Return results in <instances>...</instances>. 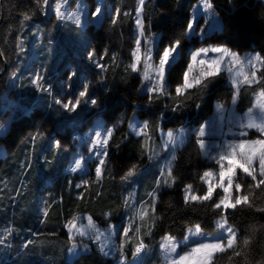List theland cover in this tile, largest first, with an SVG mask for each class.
Listing matches in <instances>:
<instances>
[{
  "label": "trees",
  "instance_id": "obj_1",
  "mask_svg": "<svg viewBox=\"0 0 264 264\" xmlns=\"http://www.w3.org/2000/svg\"><path fill=\"white\" fill-rule=\"evenodd\" d=\"M84 1L91 15L96 1ZM198 1L146 0L143 4V35L146 39L156 38V56L177 48V57L165 71L161 90L140 92L142 78L128 68L132 60L136 0H103V13L107 6H114L115 17L103 16L97 26L89 24L82 30L86 39L81 57L70 60L53 50L60 59L48 61V76L65 77L70 68L71 93L84 80L85 95L78 99L80 103L73 111L63 113L39 99L35 92L29 95L10 86L5 73L0 76V227L12 232L9 257L5 261L0 256V264H115L114 257L94 248L67 261L70 240L63 221L84 211L101 226L121 223L125 216L123 198L131 188L130 184L123 186L121 180L150 167L148 146L158 140L159 131L183 127H189L190 132L184 146L175 152L170 187L157 194L151 241L155 243L165 236L181 239L194 227L213 234L215 223L223 218L235 230L237 243L234 249L220 253L212 264H264V212L257 211L264 208V185L256 187L252 178L237 173L234 184L241 186L240 196L247 195L252 206L239 204L226 211L215 207L217 196L198 202H188L183 196L186 188L192 189L196 197L205 196L206 187L201 179L205 172L215 169L202 158L196 131L211 115L214 103H230L233 91L226 85L225 73L208 76L196 86L177 92L182 87L190 53L202 47L222 46L238 55L253 52L264 59V5L254 0H208L220 20V30L202 39L187 38L189 12ZM23 25L28 31L39 26L41 44H50L53 49L66 36L72 42V37L78 36L72 25L61 24L52 16L41 18L40 0H0V73L4 64L9 67L18 57L17 42L23 37ZM95 57L105 65L103 73L92 66ZM261 77L259 83L239 89L236 113L251 108L254 95L264 89V75ZM89 99L95 103L84 105ZM132 116L144 122V136L128 133ZM96 118L111 133L102 175L96 180L92 166L87 185L74 191L73 183L68 185V176L64 174L74 143L69 134L76 129L82 132L83 124ZM51 140H55L54 146ZM158 177L155 169L154 184L137 197L138 201L153 191ZM22 179L23 185L27 182L24 192L16 190ZM76 194H80L78 200L74 198ZM144 200L147 202L150 197ZM42 206L47 208L44 215L39 214ZM244 239L249 240L246 246Z\"/></svg>",
  "mask_w": 264,
  "mask_h": 264
},
{
  "label": "rangeland",
  "instance_id": "obj_2",
  "mask_svg": "<svg viewBox=\"0 0 264 264\" xmlns=\"http://www.w3.org/2000/svg\"><path fill=\"white\" fill-rule=\"evenodd\" d=\"M96 7L91 15L88 14V4L84 0H48V4L45 5L43 0H40V16L41 18L54 17L56 21L61 24H69L76 28L78 36L72 37L73 42L70 41L68 36L63 40L62 44L53 47L48 45H42V34L39 26L28 31L27 26L23 25V37L17 42L18 57L14 59L10 66L6 69L7 82L10 86H15L23 93L31 94L35 92L39 96V99L46 101L48 105H54L59 108L63 113H69L73 111L77 104L75 102L79 98L81 92L85 93L84 80L80 81L79 89L71 93L70 80L72 79V70L69 68L65 77H59L57 74L48 76L47 67L48 61L52 59L59 60L60 57L54 55L55 49L58 52H62V56H66L68 59L81 57L84 51L85 35L82 30L89 24L97 26L103 16L110 18L115 17L116 9L114 6H107L105 14L103 13V0H95ZM146 0H143V4ZM259 1L264 5V0ZM207 3L209 1L207 0ZM57 6L60 8V13L56 11ZM142 7L139 0H136L135 11L133 15V48L131 49L132 60L128 63V68L131 72L139 74L142 78L143 84L140 92H154L161 90L164 86V74L167 67L176 59L177 48L166 49L171 50L168 57V62L164 65L163 77L161 79L159 74V67L161 59L163 58L165 50L156 56L154 51V44L156 38L151 36L150 38H144L142 31ZM139 12V14H138ZM77 17L79 23H76ZM137 20L140 21V25L137 24ZM191 25V27H189ZM65 27V25H64ZM221 28L220 20L211 5V8L205 6V0H200L194 4L189 12V24L187 28L186 37L198 36L199 39L205 36L219 31ZM69 29V27L67 28ZM72 33V32H71ZM137 41H139V51L137 52ZM220 48L226 49L229 53L235 54L239 59L235 60L231 56H224L221 52H215L213 49ZM203 50V51H202ZM136 53V56H134ZM199 53V55H196ZM90 54L85 51V56ZM196 55L195 60L193 56ZM258 54L253 52H246L242 55H238L231 52L222 46H207L190 53L189 62L186 66L183 84L180 87L181 91L189 89L200 83L201 80L208 76L210 71H214L215 74L224 72L226 75V85L233 91V97L228 105H221L214 103L212 107L211 115L203 121L197 131L196 137L198 139V147L202 158L207 164H213L214 170L207 172L213 173L210 177L203 175L201 181L206 187V194L209 190V184L213 186V191L210 199L207 200H192L191 197L195 196L192 189L186 188L183 192L184 199L189 197L188 202L209 201L213 197L217 196L218 202L226 195L229 196L230 201L235 203V199L240 196V189L237 190L234 184V179L237 173L243 174L245 177L252 178L246 175L241 169H237L232 179V185H228L227 178L221 179V165L226 170L229 164V160L225 159L220 161L219 158L223 154H228L233 151V147L244 142L247 145H251L252 141L264 139V134L258 131L256 128H247L245 125L248 123V110L238 114L235 111L237 103V93L242 86H249L257 84L261 81V75H264V64L260 62H254L248 64L247 61L250 57ZM56 56V58H55ZM137 56L139 60H137ZM24 60V61H23ZM213 61H218V68ZM92 66L102 73L105 65L102 63L99 57H95L92 62ZM136 65V69L133 70L132 65ZM209 65H212L210 68ZM253 73L255 77L253 78ZM185 74H187V82L190 87H184ZM247 77V79H245ZM197 81H199L197 83ZM249 81H254L249 83ZM260 92V91H259ZM257 92L253 99L251 108L254 110L257 117V123H259V110L255 107L258 100ZM36 97V96H35ZM235 98V99H234ZM93 99L85 100L84 105L89 106ZM71 101L75 104V108H65L64 105ZM84 129L73 130L69 134L73 143V150L71 149L67 158V175L79 174L80 184H85L89 178L88 170L94 166L95 175L97 176V168L101 169L99 178L102 175V169L106 161L107 152L105 144H97L98 139L96 133H100L99 139L103 141L107 139L110 128L106 127L104 122L100 118H96L90 123H84ZM128 133L138 137L145 135V124L138 120L135 116H132L128 123ZM189 127L178 128L176 130L159 131L158 140L149 144V159L150 167L145 171L136 173H130L124 179L121 180L123 186L130 184V190H126V205L124 220L118 224H109L104 227H97L87 216H76L70 223L65 226V231L68 233L71 239H75L74 249L78 246V242H86L89 245L94 246V250H98L100 253L114 257L115 264H173V261H178L181 256H185L192 252V249L198 247L200 244H212L223 241L227 242L229 233L227 231L230 227L224 219H220L215 223L216 231L213 234H208L197 227L187 230L185 235L181 239H175V250H169L165 237L160 238L157 242L151 241V228L155 220V205L158 201L157 194L160 189H168L171 185V173L175 152L180 149L186 143ZM169 133L172 134L171 138ZM203 133V134H202ZM55 140H51V145H55ZM203 144V147L201 146ZM235 152L239 154V147H235ZM103 160V164H101ZM219 161V162H218ZM79 162V166H77ZM156 167V168H155ZM256 169V180L264 178L259 175L258 160L254 163ZM155 169L159 172V181L155 182V188L150 193V200L137 204L136 198L148 190L149 186L154 184L153 176ZM27 180V177H26ZM21 183L17 187V191L24 192L27 186V182ZM223 184L227 187L228 193H225L224 188L219 185ZM158 187V190H155ZM223 211L230 210L232 208L224 209ZM11 223V220H9ZM224 226L221 227L220 225ZM11 230L7 228L0 229V256L5 258L10 251L11 242ZM126 233V234H125ZM141 241V242H140ZM143 244V248L139 253H136V248ZM5 250V252H4ZM148 250V251H147ZM222 252L215 253L211 259V264L214 259ZM73 254V253H71ZM9 257V256H8Z\"/></svg>",
  "mask_w": 264,
  "mask_h": 264
},
{
  "label": "snow or ice",
  "instance_id": "obj_3",
  "mask_svg": "<svg viewBox=\"0 0 264 264\" xmlns=\"http://www.w3.org/2000/svg\"><path fill=\"white\" fill-rule=\"evenodd\" d=\"M140 5H143V0H139ZM43 3L45 5L48 4V0H43ZM205 6L207 8H211V4L207 3V0H205ZM56 11L58 14L62 15V13H60V8L59 6H57ZM139 14V12H138ZM29 17L27 16V14H25L24 19L27 20ZM79 18L77 17L76 19V23H79ZM137 24L140 25V21L137 20ZM189 27H191V25H189ZM137 52L139 51V41H137ZM203 51V50H202ZM213 51L215 52H221L223 53L224 56H231L233 59L238 60L239 58L233 54V53H229L226 49H220V48H216L213 49ZM171 50H165L163 58L161 59V63H160V67H159V74L160 77L162 79L163 77V71H164V65L165 63L168 62V57L170 55ZM196 55H199V53H197ZM196 55L193 56V60H195ZM134 56H136V53H134ZM137 60H139V57L137 56ZM254 62H260L262 64H264V59H262L259 55L250 57L247 61L248 64H253ZM213 64L217 65L218 68V61H213ZM209 67L211 68L212 65H209ZM133 70L136 69V65L133 64L132 65ZM215 72L214 71H210L208 73V75H214ZM253 78L255 77V73L252 74ZM245 79H247V77H245ZM199 81H197L198 83ZM254 82V81H249V83ZM191 85L188 84L187 82V74H185V85L184 87H190ZM181 91L180 88L177 89V92L179 93ZM85 95L84 92L80 93V96L83 97ZM235 99V98H234ZM92 103H95V100L91 101ZM80 101L77 100L75 102V104H79ZM75 104H73L71 101H69L68 104H65L64 107L65 108H69V106L71 105V109L75 108ZM258 110H259V123H257V117L255 116L254 110L252 108H250L248 110V123L245 125V127L247 128H256L258 131H260L262 134H264V89H262L259 94H258V100H257V104L255 106ZM203 134V133H202ZM98 139L96 141L97 144H107V139H104L103 141H101L99 139L100 137V133H96ZM108 135L110 136L111 133L109 131ZM172 134L169 133V137L171 138ZM201 146L203 147V144H201ZM235 147H239L240 152L239 154H237L235 152ZM106 154V152L104 153ZM225 159L229 160V164L227 169L225 170L223 165H221V172H220V178L224 179L227 178L228 181V185L231 186L232 185V179L233 176L236 173L237 169H241L246 175L252 177L253 180H256V169L254 168V163L258 160V164H259V175L261 177H264V139L261 140H256V141H252L251 145H247L244 142H242L241 144L234 146L233 147V151L231 153L228 154H223L220 156L219 160L223 161ZM219 162V161H218ZM101 164H103V160H101ZM77 166H79V162H77ZM101 173V169L98 167L97 168V176L99 178ZM171 173L169 172V175ZM213 173L211 172H205L204 176L205 177H210L212 176ZM261 185H264V178L260 179L257 184L255 185L256 187H260ZM220 187L224 188L225 193H228V188L224 187L223 184L219 185ZM236 189L239 190L240 189V185L237 184ZM212 191H213V186L211 184H209V190L208 193L203 196V197H196V196H192L191 199L192 200H207L211 198L212 195ZM186 200L189 199L188 196L185 197ZM239 204H244V205H248V206H252L249 203V199L247 195H241L239 197H237L235 199V203H232L230 201L229 196H225L223 198H221L220 202L217 203L215 205L216 208H221V206H223V208L226 210L228 208H236L237 205ZM257 211H262L264 212V208H257ZM75 219V218H74ZM223 219V218H222ZM221 227H223L224 225L221 224ZM197 231H199V229H197ZM229 236L227 238V242L224 243L223 241L220 242H216V243H212V244H200L198 247L192 249V252L185 255V256H181L179 258L178 261H173V264H211V259L214 256L215 253L218 252H225L228 249H234L237 243L236 240V232L234 229H232L231 227H228L227 229ZM126 234V233H125ZM165 240L168 242L166 247L169 248V250L174 251L175 250V246H176V241L173 237L171 236H167L165 237ZM0 243H2V241H0ZM249 243L248 239H244L243 244L246 246ZM143 248V244H140V246H138L136 248V253H139ZM235 255H240L239 252H235Z\"/></svg>",
  "mask_w": 264,
  "mask_h": 264
},
{
  "label": "crops",
  "instance_id": "obj_4",
  "mask_svg": "<svg viewBox=\"0 0 264 264\" xmlns=\"http://www.w3.org/2000/svg\"><path fill=\"white\" fill-rule=\"evenodd\" d=\"M135 137V136H134ZM107 155V154H106ZM107 158V157H106ZM105 164V163H104ZM66 166H67V164H66ZM91 168V167H90ZM103 170V169H102ZM91 171V170H90ZM90 171L88 170V173H89V178L87 179V181H86V183L85 184H80L79 182H80V175L77 173V174H69V175H67V167H65V170H64V174L65 175H67L68 176V181H67V183H68V185H70V183L72 182L73 183V186H74V188H73V190L74 191H77V190H81L83 187H85L86 185H87V183H88V181H89V179H90ZM92 172H93V174H94V176H95V179L96 180H99L100 178H97L96 177V175H95V168H93V170H92ZM150 193L151 192H147V194L143 197V200L141 201H138V199L136 198V202H137V204H141V203H145V200H144V198H148L149 197V195H150ZM46 197V194H44V195H41V200H43L44 198ZM126 197H127V195L125 194L124 195V198H123V201H124V203H125V205H126ZM74 198L75 199H79L80 198V194H76L75 196H74ZM45 200V199H44ZM44 200H43V202H44ZM58 203H61V201L60 200H58L57 201ZM46 210H47V208H45V206H42V207H40L39 208V214H42V215H44L45 213H46ZM72 215V216H71ZM67 219H65V221H63V225H62V227H63V229L65 230V226L68 224V223H70L71 221H72V219L73 218H75L76 216H87V218H89L97 227H104V226H106V225H109V224H105V225H99V224H97L92 218H91V216L89 215V214H87V213H85L84 211L82 212V211H80V212H77V213H74V214H71ZM5 227V226H4ZM4 227H0V229L1 228H4ZM6 228V227H5ZM65 233H66V235H67V237H68V239L70 240V245H69V250H68V252H67V254H66V260L67 261H71L72 259H74L76 256H78L79 254H81V253H83V252H86V251H89L90 249H92V248H95L94 246H92V245H89V243H86V242H78L77 244H78V246L77 247H75L74 249H72V247L75 245V242H76V240L75 239H71L70 238V236L68 235V233L65 231ZM25 244L23 243V246H24ZM71 253H73V254H71ZM103 255H105V254H103ZM106 256H108V255H106ZM109 257H112V256H109ZM7 258H8V256H6L4 259H5V261H7ZM9 260V259H8Z\"/></svg>",
  "mask_w": 264,
  "mask_h": 264
},
{
  "label": "water",
  "instance_id": "obj_5",
  "mask_svg": "<svg viewBox=\"0 0 264 264\" xmlns=\"http://www.w3.org/2000/svg\"><path fill=\"white\" fill-rule=\"evenodd\" d=\"M6 69H7L6 64H4L3 72L0 73V76L3 75L6 72Z\"/></svg>",
  "mask_w": 264,
  "mask_h": 264
},
{
  "label": "bare ground",
  "instance_id": "obj_6",
  "mask_svg": "<svg viewBox=\"0 0 264 264\" xmlns=\"http://www.w3.org/2000/svg\"><path fill=\"white\" fill-rule=\"evenodd\" d=\"M159 92V91H158ZM149 94V93H148ZM55 115H57V114H55ZM58 116V115H57ZM57 116H56V118H57ZM62 117V116H61ZM60 117V118H61ZM64 119V118H63ZM64 122H66V121H64ZM68 123V122H67ZM204 123V122H203ZM142 137V136H141ZM107 153V152H106ZM31 167H32V165H30ZM31 167H30V169H31ZM120 221V220H119ZM2 223V222H1ZM117 223H118V221H117ZM3 225L5 224V222L4 223H2ZM141 242V241H140ZM148 251V250H147Z\"/></svg>",
  "mask_w": 264,
  "mask_h": 264
}]
</instances>
